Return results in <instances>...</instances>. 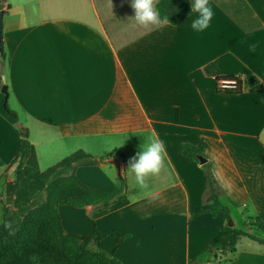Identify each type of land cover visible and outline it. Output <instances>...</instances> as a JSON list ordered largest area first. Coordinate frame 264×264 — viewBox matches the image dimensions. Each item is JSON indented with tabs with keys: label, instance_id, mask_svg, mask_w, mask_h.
Listing matches in <instances>:
<instances>
[{
	"label": "crops",
	"instance_id": "0c3cea01",
	"mask_svg": "<svg viewBox=\"0 0 264 264\" xmlns=\"http://www.w3.org/2000/svg\"><path fill=\"white\" fill-rule=\"evenodd\" d=\"M209 3L212 25L196 33L194 13L141 26L130 0H5L0 184L23 137L5 105L40 171L82 150L97 163L75 173L101 191L125 182L141 135L154 132L165 157L148 194L125 183L129 203L101 216L94 205H62L65 232H112L99 247L123 264H264V244L246 236L233 254L191 262L229 221L203 201V163L184 144L202 148L235 227L264 220V0ZM238 84L241 92L222 90Z\"/></svg>",
	"mask_w": 264,
	"mask_h": 264
},
{
	"label": "trees",
	"instance_id": "16d2710c",
	"mask_svg": "<svg viewBox=\"0 0 264 264\" xmlns=\"http://www.w3.org/2000/svg\"><path fill=\"white\" fill-rule=\"evenodd\" d=\"M4 0H0V10L3 9ZM161 17H168V22L177 24L191 13L189 0H161L157 5ZM0 56L4 59L5 53L2 49ZM2 86L0 79V87ZM261 85H257L256 88ZM225 92L238 93L242 91V85L238 84L235 88L222 89ZM7 115L18 123L17 114L7 105L4 107ZM22 140L19 149L16 152L13 163L19 161L16 169V180L8 187L9 192L17 195H26L32 191L33 187L38 184L41 178H45L51 173L54 175L61 173L64 169L73 168L69 176L63 177L58 186L51 192L45 208L39 210L36 216H32L25 228L20 234H15L11 226L5 221L0 226V257L10 256L16 257L22 254L23 250L34 240L36 228L39 224L44 223V231L41 237L49 241V243L59 251L65 253L73 262H81L84 264H123L119 259L100 249L99 252L85 250L79 243V238L89 240L91 237L99 245L100 239L112 232L95 231L90 235H78L67 233L63 228L62 218L59 207L62 205H72L82 208L88 205L104 208L95 216H101L117 210L129 203L125 195V182L113 187L107 191H101L90 187L83 183L76 175V167L79 165H92L97 163L89 154L82 150L69 155L61 162L46 171H40L34 146L31 144L27 131L22 132ZM184 154L191 160L199 161L203 156L202 148L184 144L182 147ZM29 163L31 166H24ZM205 193L204 202L212 203L211 213L215 215L223 210L227 214L228 221H232L231 213L228 207L222 201L223 189L219 184L213 169L205 162ZM245 229L237 228L233 225L225 226L221 232L213 239V241L199 252L192 260V263H205L215 260L218 257L228 256L236 251L239 239L243 236L249 237L261 244H264V220L260 218H248L245 222ZM100 248V247H99Z\"/></svg>",
	"mask_w": 264,
	"mask_h": 264
},
{
	"label": "rangeland",
	"instance_id": "374dc122",
	"mask_svg": "<svg viewBox=\"0 0 264 264\" xmlns=\"http://www.w3.org/2000/svg\"><path fill=\"white\" fill-rule=\"evenodd\" d=\"M19 161L13 163L9 181L4 180L0 184V226L6 221L15 234L25 231L26 225L32 216L48 203L51 192L58 186L63 177L72 173V167L64 169L61 173L54 175L51 173L45 178H41L31 192L26 195H17L9 192L8 187L16 180V169ZM24 166L30 167L29 163ZM104 208L96 207L95 213H100ZM44 231V223L36 228L34 240L23 250L22 254L16 257L1 256L0 264H84L73 262L68 255L54 248L48 240L41 237ZM80 245L88 251L99 252L100 248L94 237L89 240L79 238Z\"/></svg>",
	"mask_w": 264,
	"mask_h": 264
},
{
	"label": "clouds",
	"instance_id": "9594fccd",
	"mask_svg": "<svg viewBox=\"0 0 264 264\" xmlns=\"http://www.w3.org/2000/svg\"><path fill=\"white\" fill-rule=\"evenodd\" d=\"M191 14H195L191 21V29L196 33L208 30L213 22L214 11L209 0H189ZM131 8L134 10L133 19L141 26L157 25L167 22L168 17H161L155 7V0H130ZM255 51V45L250 47ZM142 141L138 151L128 163L127 170L123 172L125 183L130 190L137 189L145 195L149 191V180L160 173L165 157V144L157 138L156 134H142ZM126 140H122L124 145ZM111 178V173H109ZM119 181H121L118 178Z\"/></svg>",
	"mask_w": 264,
	"mask_h": 264
},
{
	"label": "water",
	"instance_id": "95a60500",
	"mask_svg": "<svg viewBox=\"0 0 264 264\" xmlns=\"http://www.w3.org/2000/svg\"><path fill=\"white\" fill-rule=\"evenodd\" d=\"M4 14H5V10H3V9L0 10V51L3 49V16H4ZM1 91L7 97V95H8V87H7L6 83H3L2 87H1ZM17 127L23 132L26 131L23 128V125L20 122L17 123ZM199 161L204 164L206 162V159L203 156H201L199 158ZM229 225H233V222L230 221Z\"/></svg>",
	"mask_w": 264,
	"mask_h": 264
},
{
	"label": "built area",
	"instance_id": "2783aa9c",
	"mask_svg": "<svg viewBox=\"0 0 264 264\" xmlns=\"http://www.w3.org/2000/svg\"><path fill=\"white\" fill-rule=\"evenodd\" d=\"M4 3H5V0H4Z\"/></svg>",
	"mask_w": 264,
	"mask_h": 264
}]
</instances>
